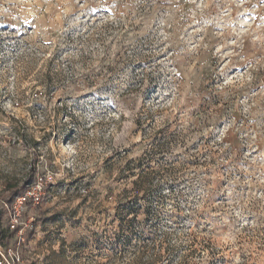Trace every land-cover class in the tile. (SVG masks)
I'll return each mask as SVG.
<instances>
[{"label": "rangeland", "instance_id": "1", "mask_svg": "<svg viewBox=\"0 0 264 264\" xmlns=\"http://www.w3.org/2000/svg\"><path fill=\"white\" fill-rule=\"evenodd\" d=\"M23 186L29 259H0L264 264V0H0V198Z\"/></svg>", "mask_w": 264, "mask_h": 264}, {"label": "trees", "instance_id": "2", "mask_svg": "<svg viewBox=\"0 0 264 264\" xmlns=\"http://www.w3.org/2000/svg\"><path fill=\"white\" fill-rule=\"evenodd\" d=\"M135 184V189L137 190V193H149L152 191L153 188H155L156 184H153V175L151 171H146L144 170V173L139 174V178L134 181ZM27 186H23L18 188V190H12V189H6L3 194L1 195L0 198V227L4 224V223H9L10 222V216H11V208H12V204L15 201L16 197H18L19 195L24 194L25 192H27ZM20 229V224L16 225L14 227V229L12 230V232L8 233V234H2V232L0 231V237L3 238L4 240V244L6 247L8 248H12V249H17L19 253L22 254V256L25 258H27L25 250H26V246L24 245V243L20 244L21 246L18 245V240L14 237L15 233H17ZM26 240L29 241L31 239V231L30 229H27L26 232H24ZM166 241V246L165 248L167 249V253H168V257H166V259H168L170 257V255L172 254V252L177 249V243H172L169 240V237L165 238ZM145 247V245H144ZM135 249V248H134ZM6 251V250H5ZM136 252H140L141 249L137 250L135 249ZM135 252V253H136ZM164 256L162 255H156V256H150L148 258V260L144 261L142 256L139 254H135V257L133 259V263L135 264H156L157 261L161 260V258H163ZM29 258H27L28 260ZM14 264H19V263H14ZM179 264H185V261L181 260Z\"/></svg>", "mask_w": 264, "mask_h": 264}, {"label": "built area", "instance_id": "3", "mask_svg": "<svg viewBox=\"0 0 264 264\" xmlns=\"http://www.w3.org/2000/svg\"><path fill=\"white\" fill-rule=\"evenodd\" d=\"M39 200V195L37 191L26 192L22 195L16 197L15 201L13 202L12 206V217L10 219L11 225L14 228L16 225L22 223L19 219L21 217V213H23L28 208V202H32L35 204ZM23 227L20 228L18 231V240L19 244L25 240L23 237ZM8 252L13 255L12 260L10 261L6 256V253L0 259V264H14L15 261L20 262V256L18 253H15L12 249H8Z\"/></svg>", "mask_w": 264, "mask_h": 264}]
</instances>
